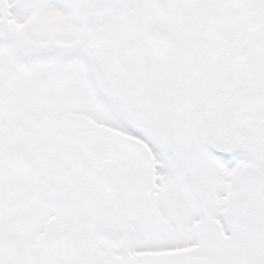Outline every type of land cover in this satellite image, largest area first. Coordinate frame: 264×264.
<instances>
[{
    "label": "snow or ice",
    "instance_id": "1",
    "mask_svg": "<svg viewBox=\"0 0 264 264\" xmlns=\"http://www.w3.org/2000/svg\"><path fill=\"white\" fill-rule=\"evenodd\" d=\"M0 264H264V0H0Z\"/></svg>",
    "mask_w": 264,
    "mask_h": 264
}]
</instances>
